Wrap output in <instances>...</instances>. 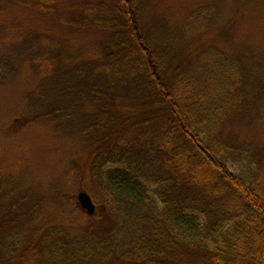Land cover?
<instances>
[{
	"label": "trees",
	"instance_id": "16d2710c",
	"mask_svg": "<svg viewBox=\"0 0 264 264\" xmlns=\"http://www.w3.org/2000/svg\"><path fill=\"white\" fill-rule=\"evenodd\" d=\"M4 1L45 19L58 15L63 3ZM65 9L63 22L71 33H110V41L96 48L105 53L102 61L76 57L74 68L73 60L65 59L60 90L69 99L79 88L95 98L93 119L84 129L93 143L107 144L130 128L128 139L107 148L98 143V151L84 159L85 176L125 215L116 229L70 241L59 229L38 228L31 253L42 261L33 264L77 259L90 264H264V130L257 145H248L231 140L225 127L261 117L256 109L264 104V79L251 80L225 58L200 65L203 78L184 71L173 58V41L167 36L154 41V34L144 31V8L137 0L70 1ZM190 19L188 26L201 23L199 15ZM67 39L70 45L75 41ZM259 63L264 68V58ZM99 68L109 74L94 80L91 73ZM8 76L9 71L0 73ZM117 99L130 101L129 106ZM11 207L0 209V264L23 258L16 231L21 207Z\"/></svg>",
	"mask_w": 264,
	"mask_h": 264
},
{
	"label": "rangeland",
	"instance_id": "374dc122",
	"mask_svg": "<svg viewBox=\"0 0 264 264\" xmlns=\"http://www.w3.org/2000/svg\"><path fill=\"white\" fill-rule=\"evenodd\" d=\"M70 1L87 0H63L58 15L45 19L25 6L0 0V73L9 71L8 77H0V186L3 187L0 195L4 198L0 199V209L13 207L15 203L21 207L16 231L22 240L23 258L16 257L15 264L23 259H29L28 264L42 261L37 252L31 253L38 228L59 229L70 241L74 236L116 229L125 215L121 205H109L100 188L85 176L84 159L91 151H98V143L107 148L119 138L128 139L130 128L124 127L118 133L121 137L112 135L107 144L96 139L93 143L84 129L93 119L95 98L79 88L69 99L60 90L66 58H71L73 64L76 57L102 61L105 53L99 54L96 48L110 41L109 32L71 33L72 29L63 22ZM137 2L144 8L146 34L153 33L154 41L166 36L172 40L173 58L184 71L203 78L200 65L207 62L205 65L209 66L211 58H225L251 80L264 79V68L259 63L264 58V0ZM195 15H199L201 23L188 26ZM203 19L206 25L202 26ZM72 36L75 41L70 45L67 38ZM77 72L83 78L80 64ZM91 74L96 80L97 76L107 77L109 72L99 68ZM116 102L127 107L130 101ZM136 104L134 100L130 106ZM54 109L57 114H53ZM258 110L261 117L250 116L225 125L231 140L248 145L261 141L264 104ZM119 111L122 110L116 113ZM80 189L92 198L96 207L93 215H87L78 205L76 196ZM52 264L90 263L77 259Z\"/></svg>",
	"mask_w": 264,
	"mask_h": 264
},
{
	"label": "water",
	"instance_id": "95a60500",
	"mask_svg": "<svg viewBox=\"0 0 264 264\" xmlns=\"http://www.w3.org/2000/svg\"><path fill=\"white\" fill-rule=\"evenodd\" d=\"M76 199L80 208L83 209L87 215H93L95 213V204L93 203L92 198L86 191L80 189L77 192Z\"/></svg>",
	"mask_w": 264,
	"mask_h": 264
}]
</instances>
